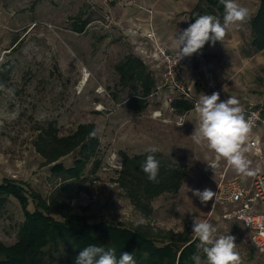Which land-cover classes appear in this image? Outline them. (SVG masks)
Wrapping results in <instances>:
<instances>
[{"label": "rangeland", "instance_id": "rangeland-1", "mask_svg": "<svg viewBox=\"0 0 264 264\" xmlns=\"http://www.w3.org/2000/svg\"><path fill=\"white\" fill-rule=\"evenodd\" d=\"M105 20L89 11L85 0H0V84L5 86L0 90V183L6 179L22 183L28 194L36 193L49 204L56 198L64 206L62 212L89 216L96 222L112 221L126 229L144 225L195 239L193 217L200 215L210 219L217 237L236 238L241 264H263L243 223L226 217L237 206H213V200L205 205L190 191L210 188L215 192L221 179L252 175L238 174L206 144H196L191 138L196 125L182 127L183 123L177 126L163 116L153 117L155 100L148 99L143 112L130 105L135 92L120 89L116 66L133 53L116 33L108 34L92 24H106ZM85 21L92 26L78 34L77 27ZM261 104L259 99L243 108ZM51 123L59 137L74 133L82 124L96 127L99 153L85 167L82 179L87 181L82 186L52 176V166H45L36 152L34 142ZM151 147L158 148L174 166L187 168L189 174L177 193L154 199L152 213L145 218L115 181L121 153L133 157ZM247 157L251 164L255 162ZM77 159L76 152L59 162L71 168ZM28 210H34L32 203ZM54 216L61 220L60 215ZM23 220L17 201L10 199L0 215L2 244L17 241ZM199 264H208L207 256Z\"/></svg>", "mask_w": 264, "mask_h": 264}, {"label": "trees", "instance_id": "trees-1", "mask_svg": "<svg viewBox=\"0 0 264 264\" xmlns=\"http://www.w3.org/2000/svg\"><path fill=\"white\" fill-rule=\"evenodd\" d=\"M205 14L218 16L222 21L223 5L219 0H201L199 16ZM88 23L83 22L76 32L82 34ZM251 31L252 47L257 52L263 51L264 0L260 1L259 12L251 21ZM116 70L120 89L131 88L135 92L129 100L130 105L133 104L138 111L146 110L148 98L156 90L153 72L134 54H128ZM172 107L177 115L193 110L190 103L180 98L174 100ZM94 130L93 124H82L74 133L64 137H59L53 123L41 130L34 146L44 165L52 166V176L62 179L63 183L76 181L81 186L87 181L82 179L85 167L99 153L97 135L90 136ZM76 152L78 159L73 167L65 168L59 162ZM149 154L130 157L121 153V169L115 181L125 191L134 209L145 218L152 213V201L165 194L177 193L189 174L187 168L174 166L162 153L156 152L160 161L159 174L155 182L150 181L141 169ZM98 166L95 160L94 170ZM10 199L17 201L24 220L13 245L0 242V264H75L80 252L89 245L114 247L118 258L123 252L133 253L137 264H197L192 259L194 255L206 258L202 247H198L199 240L188 238L185 233L174 234L144 225L126 229L112 221L101 219L96 222L89 216L65 213L62 212L63 204L57 203L56 198H52L49 204L36 193L28 194L22 183L6 179L0 183V215ZM30 203L34 205L32 212L28 210ZM55 214L60 215L61 220H57Z\"/></svg>", "mask_w": 264, "mask_h": 264}, {"label": "crops", "instance_id": "crops-1", "mask_svg": "<svg viewBox=\"0 0 264 264\" xmlns=\"http://www.w3.org/2000/svg\"><path fill=\"white\" fill-rule=\"evenodd\" d=\"M85 1L89 11L98 12L106 18V24L98 21L92 24L100 25L108 34L116 33L132 53L140 57L153 72L156 87L163 79V65L151 43L141 37L147 30L148 21L152 19L156 42L169 52H177L174 48L176 34L194 23L201 11V0H127L125 3L117 0L108 6L104 5L102 0ZM260 1L238 0L250 10L251 15L247 22L234 26L222 42L217 41L213 46L209 41L199 52L185 58L179 78L191 89L196 99L199 100L203 94L219 92L221 101L235 96L243 107L247 102L255 103L260 99L264 108V50L257 52L252 47L251 31V21L259 12ZM99 6L103 11H100ZM149 12H152V15ZM87 26L92 25L88 23ZM175 98L169 91L158 93L150 98V101L155 100L157 105L152 112L160 110L163 120L166 119L177 126L181 116L184 119L182 127L198 123L195 109L183 115H177L171 110ZM166 116L173 119H167ZM250 135L252 139L260 142L264 152V128L258 127L252 130ZM246 155L255 160L251 164L254 173L262 169V162L256 160L251 149ZM232 179L239 180L247 189L252 190L254 174L252 177Z\"/></svg>", "mask_w": 264, "mask_h": 264}, {"label": "clouds", "instance_id": "clouds-1", "mask_svg": "<svg viewBox=\"0 0 264 264\" xmlns=\"http://www.w3.org/2000/svg\"><path fill=\"white\" fill-rule=\"evenodd\" d=\"M219 3L224 9L222 21L215 15H200L188 28L176 34L174 48L180 60L199 52L209 41L213 46L217 41L222 42L234 26H239L250 18V10L238 0H219ZM4 87L0 84V90ZM195 111L198 123L191 135L193 141L198 145L206 144L209 150L224 158L238 174L253 175L251 161L246 154L250 151L248 141L254 121L251 116H246L241 101L235 96L221 101L219 92L203 94L195 104ZM96 135V130L90 133V136ZM148 151L151 154L147 155L141 169L150 181L155 182L160 168V161L155 153L159 149L151 147ZM190 191L205 205L213 198L216 201L218 195L210 188ZM216 232L210 219H202L200 215L193 217L192 233L199 240L198 247H202L208 264H241L240 254L236 251V238L228 234L217 237ZM192 259L199 264L198 255H194ZM75 264H137V260L129 252H123L118 258L114 247L89 245L80 252Z\"/></svg>", "mask_w": 264, "mask_h": 264}, {"label": "built area", "instance_id": "built-area-1", "mask_svg": "<svg viewBox=\"0 0 264 264\" xmlns=\"http://www.w3.org/2000/svg\"><path fill=\"white\" fill-rule=\"evenodd\" d=\"M116 1L117 0H102L106 6L111 5ZM120 1L125 3L127 0ZM149 13L152 15V12ZM141 37L145 41L151 43L153 50L158 54V59L163 65L162 82L156 87L155 92L148 99L156 96L162 91H169L172 92L176 98H180L185 102L190 103L194 110L198 99L195 98L191 89L188 88L179 78L181 67L186 57L180 60L177 52H169L166 48L160 46L156 42V34L153 29L152 19L148 21L147 30L141 35ZM171 110L174 111L173 107ZM245 114L246 116H251L254 121L252 130H255L258 127L264 128L263 106H259L258 108L250 107L245 110ZM152 115L156 119L163 116L160 110L154 111ZM183 121V116H181L178 122L182 124ZM248 144L253 151L255 158L260 160V162H263L264 156L260 142L256 139H252L250 135ZM215 192H217L218 195L216 201L215 198H213V206H237L236 210L226 217L234 218L243 223L251 236L253 247L264 258V169L257 170L254 176L252 190L247 189L237 179H221L216 186Z\"/></svg>", "mask_w": 264, "mask_h": 264}]
</instances>
